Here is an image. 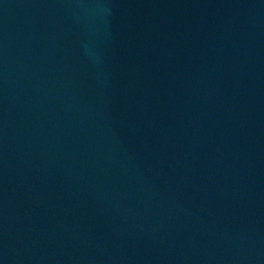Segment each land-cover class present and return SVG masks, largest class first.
<instances>
[{"label":"water","instance_id":"water-1","mask_svg":"<svg viewBox=\"0 0 264 264\" xmlns=\"http://www.w3.org/2000/svg\"><path fill=\"white\" fill-rule=\"evenodd\" d=\"M0 264H264V0H0Z\"/></svg>","mask_w":264,"mask_h":264}]
</instances>
